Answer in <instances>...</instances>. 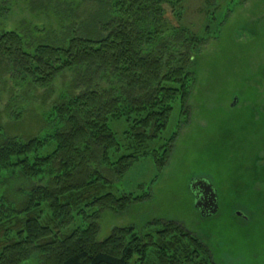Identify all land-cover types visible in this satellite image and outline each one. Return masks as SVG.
<instances>
[{"label":"trees","instance_id":"16d2710c","mask_svg":"<svg viewBox=\"0 0 264 264\" xmlns=\"http://www.w3.org/2000/svg\"><path fill=\"white\" fill-rule=\"evenodd\" d=\"M91 1L97 8L83 19L71 3L30 0L32 10L54 9L60 33L0 32L2 72L48 88L78 71L75 91L85 88L45 114L41 134L0 144V175L34 184L20 190L18 204L0 197V264H26L36 255L40 264H154V255L158 264H222L175 222L156 223L143 236L134 226L116 228L98 241L101 214L137 200L111 192L105 170L121 179L147 157L159 170L167 166L181 124L167 130L177 105L189 113L206 39L169 27L166 7L181 20L186 0ZM259 199L255 207L264 205Z\"/></svg>","mask_w":264,"mask_h":264},{"label":"rangeland","instance_id":"374dc122","mask_svg":"<svg viewBox=\"0 0 264 264\" xmlns=\"http://www.w3.org/2000/svg\"><path fill=\"white\" fill-rule=\"evenodd\" d=\"M59 1L79 7L83 19L97 8L91 0H53ZM29 6L30 0H0V32L30 28L60 33L53 8L50 12ZM165 19L169 27L183 25L206 39L194 64L189 113L182 114L179 105L174 110L167 133L181 127L164 169L147 157L121 179L105 170L111 192L137 200L123 212L101 214L98 241L116 228L134 226L143 236L156 223L175 222L222 264H264V205L255 207L264 198V0H186L181 20L169 7ZM2 71L0 144L6 137L25 140L41 134L45 114L64 97L85 89L75 91L78 71L65 72L48 88ZM100 84L109 86L106 80ZM200 178L218 194L217 214L205 217L195 207L190 184ZM33 185L23 177L5 180L0 175V197L18 204L23 199L20 190ZM237 212L250 217V223ZM41 261L36 255L26 264ZM151 261L159 263L156 255Z\"/></svg>","mask_w":264,"mask_h":264},{"label":"water","instance_id":"95a60500","mask_svg":"<svg viewBox=\"0 0 264 264\" xmlns=\"http://www.w3.org/2000/svg\"><path fill=\"white\" fill-rule=\"evenodd\" d=\"M191 191L193 194H196L195 207L201 212L202 216H210L218 213V194L210 182L204 178L194 179L191 183ZM205 197L208 199V203L206 204L203 203ZM237 216H243V214L237 212Z\"/></svg>","mask_w":264,"mask_h":264},{"label":"flooded vegetation","instance_id":"af4514ba","mask_svg":"<svg viewBox=\"0 0 264 264\" xmlns=\"http://www.w3.org/2000/svg\"><path fill=\"white\" fill-rule=\"evenodd\" d=\"M192 183V182H191ZM190 187H191V184H190ZM194 195V197H195V201H196V194H193ZM202 197V196H201ZM203 203L204 204H206V203H208V199H207V197H205V199L203 200ZM218 205H219V198H218ZM199 213L201 214V212L199 211ZM206 217V216H205Z\"/></svg>","mask_w":264,"mask_h":264}]
</instances>
